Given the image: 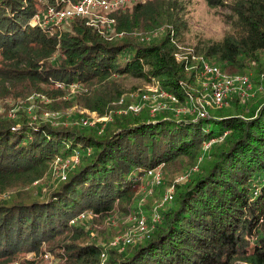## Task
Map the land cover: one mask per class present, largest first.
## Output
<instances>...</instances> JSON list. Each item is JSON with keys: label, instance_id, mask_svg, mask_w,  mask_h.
<instances>
[{"label": "trees", "instance_id": "16d2710c", "mask_svg": "<svg viewBox=\"0 0 264 264\" xmlns=\"http://www.w3.org/2000/svg\"><path fill=\"white\" fill-rule=\"evenodd\" d=\"M80 1L0 0V264L46 250L58 264H264V88L201 116L167 98L153 113L130 110L123 83H153L182 103L208 63L254 70L258 84L264 0H205L228 10L230 31L194 48L204 62L191 71L192 56L178 55L185 0H125L105 22L94 11L52 19L51 8ZM74 105L105 119L68 114ZM58 159L69 161L63 175ZM156 168L148 191L173 187L172 200L147 218L148 233L112 244L129 218L153 213L139 189Z\"/></svg>", "mask_w": 264, "mask_h": 264}, {"label": "rangeland", "instance_id": "374dc122", "mask_svg": "<svg viewBox=\"0 0 264 264\" xmlns=\"http://www.w3.org/2000/svg\"><path fill=\"white\" fill-rule=\"evenodd\" d=\"M185 2L187 4L185 20H186V24L188 25V30L184 35V42L179 48L178 55H179V59L182 61L187 60L189 56H192L191 60L194 61V65L188 68V70L191 71L193 68H197L199 66V63L204 62L202 59V55L198 54L194 50V48L198 46L199 44H203L205 42H212L214 40L222 39L226 35V33L230 31V25L228 24V22L226 21L224 17V13L228 11L227 9L212 8L207 4L205 0H185ZM93 13H97L93 16H90L91 17L90 19L93 23L96 19L99 18L100 13H104V16H102V18L100 19L102 22H105L109 19V16L107 17L108 12H105L104 10L96 9ZM63 24L64 23L59 25L60 29L63 28L62 26ZM236 72L232 70L224 71V73L232 77L248 76L250 78L251 80V90H250L251 97L250 98L253 97V95L255 94V91H257L258 89L262 90L264 88V74L263 75L261 74L259 83L255 84V79L257 78V76L255 75L254 70H250L246 74H239ZM251 75L254 79L251 78ZM198 81L199 83L196 82L197 85H191V86H188L184 82L186 87H188L187 88L188 93L186 94V100L184 102L179 103L178 100L174 101L173 99H171L172 102L170 103H173V104L175 103L174 108L176 109L177 113H187L186 107L190 104L192 107L189 108V110H192L193 112L195 111L196 107L197 108L200 107L201 112H206L207 114L218 113L219 111L218 109L221 107L211 104V100L208 97V93H207L208 90L204 87L203 81L200 80V74H199ZM123 83L126 89V93H125L126 99H128L130 103L129 109L135 112H138L142 107L143 108L145 107L148 111L153 113L155 111L163 109L164 104H166V102L169 100V98H167L166 99L167 101H165L163 97H166V95H160L161 93L157 92V86L154 85L153 83L145 82L143 80L136 79V78L124 79ZM135 86L137 87L135 88ZM236 90L240 92L238 85H236ZM146 92L147 94H145V96H147V98H144L145 101L138 104L137 102L140 101V98L142 97V93H146ZM239 94H240V97H242L241 93ZM228 104H229V101H228ZM143 108L141 110H143ZM77 110L81 111V113H85L86 111L89 114L90 120L105 119L104 117H100L96 112L82 110V108H80L77 105L67 108L68 114L71 113V115L74 114ZM125 112L127 111H121L120 113H125ZM45 115L49 117L51 114L46 112ZM52 116L55 117L57 116V114L53 113ZM108 118H110V116ZM209 146H210V143L209 144L207 143L205 145L206 148ZM58 161H59V164H61V166L56 169V172L58 174L63 175V170L67 168L68 166H70L69 161L68 159H65V160L58 159ZM202 162H204V159H201V162L199 161V164H201ZM54 163H56V161ZM187 178L188 176L186 174L180 175L176 179V182H180V181L183 182ZM149 182H151V178L147 176L143 184L140 185L141 187L139 189L140 193H143L144 195H149L148 199L150 200V204L153 206L152 214L148 210H145V209L141 210L142 212L141 216H145L146 221H147V218L150 220L151 219L154 220V215L155 214L159 215V211H158L159 207L163 206L164 204H167V202H170L173 198V187H169L168 189L166 188L167 190H164V191L159 189V187H156L155 188L156 190L149 192L148 191ZM161 191L163 192L162 198H160L159 196ZM148 212H149V215H147ZM129 220H131L129 222H132V221L134 222H132L129 229L125 230V232L123 233L121 232L120 233L121 235L115 237L114 240L112 241V244H116L119 238L123 241L130 239V242H131L139 238L141 235L146 234L147 231L149 232L148 228L150 226L148 222H147L146 230L143 229V231H140L137 227L138 220L133 217L129 218ZM26 256L29 260L33 262L32 264H58L56 263L55 254L48 250H46V254L44 253L41 255L40 261H39L40 255L38 256L39 258L37 256L34 257L31 254L30 255L28 254Z\"/></svg>", "mask_w": 264, "mask_h": 264}, {"label": "built area", "instance_id": "2783aa9c", "mask_svg": "<svg viewBox=\"0 0 264 264\" xmlns=\"http://www.w3.org/2000/svg\"><path fill=\"white\" fill-rule=\"evenodd\" d=\"M123 1L125 0H81L79 3H73L72 5L64 9L54 10L53 8H51L49 13L53 17L52 19L55 20L57 23H68L73 18L80 15H85L87 13H91L96 9L110 10V8H112L111 10H115L120 6ZM38 19L39 17L36 18V22H38ZM202 68L203 69H201L200 79L203 81L204 87L208 90L207 93L208 97L211 100V104L218 107H223L227 105L228 98L230 97L231 93L238 91L236 90V85H238L240 89L239 93H241L242 99H248L251 97V80L248 76L232 77L224 73V71L220 67L211 66L208 63L204 64ZM160 93V95H166V97L163 98L173 99L174 101L178 100L176 96L171 94L168 95L169 93ZM144 98H147V96H144ZM163 107H166V104H164ZM191 107H186L187 112H197L198 115L201 116L208 115L206 112H201L200 107H196L194 112L192 110H189V108ZM160 175L161 170L159 168L149 170L148 176L151 177L150 183L152 185L158 184L160 182ZM81 217H85V214H82ZM158 218L159 215L155 214L154 220L157 221ZM136 219L138 220V229L140 231H143V229L146 230V217L141 216ZM128 241H130V239H128Z\"/></svg>", "mask_w": 264, "mask_h": 264}, {"label": "bare ground", "instance_id": "6f19581e", "mask_svg": "<svg viewBox=\"0 0 264 264\" xmlns=\"http://www.w3.org/2000/svg\"><path fill=\"white\" fill-rule=\"evenodd\" d=\"M157 169V168H156ZM152 170V169H151ZM146 223H147V221H146ZM126 241H128V239L126 240ZM129 242V241H128Z\"/></svg>", "mask_w": 264, "mask_h": 264}]
</instances>
